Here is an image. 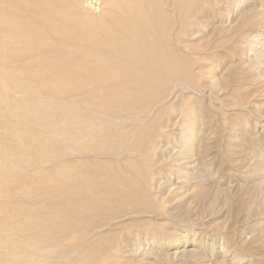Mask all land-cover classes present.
<instances>
[{"label": "rangeland", "instance_id": "obj_1", "mask_svg": "<svg viewBox=\"0 0 264 264\" xmlns=\"http://www.w3.org/2000/svg\"><path fill=\"white\" fill-rule=\"evenodd\" d=\"M36 1L0 0V264H264V0Z\"/></svg>", "mask_w": 264, "mask_h": 264}, {"label": "bare ground", "instance_id": "obj_2", "mask_svg": "<svg viewBox=\"0 0 264 264\" xmlns=\"http://www.w3.org/2000/svg\"><path fill=\"white\" fill-rule=\"evenodd\" d=\"M35 1H36V0H35ZM38 1H39V0H38ZM53 1H54V0H53ZM53 1H52V2H53ZM109 1L111 2V0H109ZM116 1H117V0H116ZM127 1H129V0H127ZM136 1H137V0H136ZM145 1H146V0H145ZM36 2H37V1H36ZM106 2H107V1H106ZM134 2H135V1H134ZM138 2H139V1H138ZM143 2H144V1H143ZM64 3H65V2H64ZM114 3H115V2H114ZM126 3H127V2H126ZM146 3H147V2H146ZM149 3H150V2H149ZM107 4H108V2H107ZM119 4H120V3H119ZM154 4H155V3H154ZM117 5H118V4H117ZM117 5H116V6H117ZM136 5H137V4H136ZM141 5H142V4H141ZM146 5H147V4H146ZM148 5H149V4H148ZM29 6H30V4H29ZM51 6H52V5H51ZM110 6H111V3H110ZM118 6H119V5H118ZM129 6H130V5H129ZM139 6H140V5H139ZM142 6H143V5H142ZM144 6H145V4H144ZM54 7H55V6H54ZM113 7H114V6H113ZM55 8H56V7H55ZM141 8H142V7H140V9H141ZM148 8H149V6H148ZM64 9H65V8H64ZM110 10H114V9H110ZM135 10H136V8H135ZM142 10H143V9H142ZM44 11H45V10H44ZM65 11L67 12V10H65ZM127 11H128V10H127ZM114 12H115V10H114ZM118 12H119V11H118ZM120 12H121V11H120ZM120 12H119V13H120ZM123 12H124V11H123ZM130 12H131V11H130ZM143 12H144V11H143ZM37 13H38V12H37ZM127 13H128V12H127ZM127 13H125V14H127ZM64 14H65V13H64ZM109 14H110V12H109ZM109 14H108V15H109ZM116 14H118V13L116 12ZM131 14H133V13H131ZM134 14H135V13H134ZM39 15H40V14H39ZM50 15H51V14H50ZM57 15H58V14H57ZM61 15H62V14H61ZM61 15H60V17H61ZM112 15H113V14H112ZM112 15H111V17H112ZM114 15H115V14H114ZM46 16H47V15H46ZM64 16H65V15H64ZM66 16H68V15L66 14ZM109 16H110V15H109ZM116 16H117V15H116ZM124 16H125V15H124ZM133 16H134V15H133ZM48 17H49V16H48ZM56 17H57V16H56ZM119 17H120V16H119ZM125 17H126V16H125ZM142 17H143V16L141 15V18H142ZM146 17H147V16H146ZM42 18H43V17H42ZM50 18H51V17H50ZM65 18H66V17H65ZM106 18H107V17H106ZM51 19H52V18H51ZM55 19H56V18H55ZM66 19H68V18H66ZM103 19H104V18H103ZM144 19H145V18H144ZM144 19H143V20H144ZM40 20H41V19H40ZM62 20H63V18H62ZM111 20H112V19H111ZM118 20H119V19H118ZM118 20H117V21H118ZM122 20H125V19H122ZM139 20H140V19H139ZM139 20H138V21H139ZM42 21H43V20H42ZM51 21H52V20H51ZM66 21H67V20H66ZM113 21H114V18H113ZM146 21H147V20H146ZM146 21H145V22H146ZM105 22H106V21H105ZM143 22H144V21H143ZM51 23H52V22H51ZM80 23H81V22H80ZM121 23H122V22H121ZM125 23H126V22H125ZM127 23H128V22H127ZM116 25H117V24H116ZM116 25H115V26H116ZM69 26H70V25H69ZM119 26H120V25H119ZM125 26H126V25H125ZM127 26H128V25H127ZM49 27H50V26H49ZM96 27H97V26H96ZM131 27H132V26H131ZM57 28H58V27H57ZM55 29H56V28H55ZM117 29H118V28H117ZM44 30H46V29H44ZM44 30H43V31H44ZM58 30H59V29H58ZM99 30H100V29H99ZM108 30H109V29H108ZM111 30H112V29H111ZM145 30H146V29H145ZM66 31H69V30H66ZM87 31H88V30H87ZM87 31H86V32H87ZM91 31H92V30H91ZM91 31L89 30V32H91ZM95 31H96V30H95ZM102 31H103V30H102ZM84 32H85V31H84ZM99 32H100V31H99ZM57 33H59V32H57ZM64 33H66V32H64ZM107 33H109V32H107ZM66 34H67V33H66ZM81 34H83V33H81ZM86 34H88V33H86ZM96 34H97V33H96ZM114 34H115V33H114ZM107 35H108V34H107ZM112 35H113V34H112ZM116 35H117V34H116ZM124 35H125V34H124ZM128 35H130V34H128ZM128 35H127V36H128ZM65 36H66V35H65ZM67 37H68V34H67ZM87 37H89V36H87ZM124 37H125V36H124ZM73 38L75 39V37H73ZM76 38H77V37H76ZM85 38H86V36H85ZM90 38H92V37H90ZM95 38H96V37H94V39H95ZM148 38H149V37H148ZM44 39H45V38H44ZM88 39H89V38H88ZM100 39H101V38H100ZM100 39H99V40H100ZM109 39H110V38H109ZM112 39H113V38H112ZM126 39H127V38H126ZM79 40H80V39H79ZM79 40H78V41H79ZM91 40H92V39H91ZM91 40H90V41H91ZM127 40H128V39H127ZM129 40H130V39H129ZM142 40H143V39H142ZM38 41H39V40H38ZM40 41H41V38H40ZM92 41H93V40H92ZM95 41H96V40H95ZM95 41H94V42H95ZM116 41H118V40L116 39ZM123 41H124V40H123ZM150 41H151V40H150ZM42 42L44 43V41H42ZM102 42H103V41H102ZM109 42H110V40H109ZM114 42H115V41H114ZM125 42H126V40H125ZM135 42H136V41H135ZM135 42H134V43H135ZM145 42H146V41H145ZM80 43H81V42H80ZM86 43H87V42H86ZM91 43H93V42H91ZM45 44H46V43H45ZM98 44H99V43H98ZM107 44H108V42H107ZM122 44H123V43H122ZM141 44H142V43H141ZM149 44H150V43H149ZM38 45H39V44H38ZM77 45H78V44H77ZM82 45H83V44H82ZM82 45H81V46H82ZM88 45H89V44H88ZM117 45H118V44H117ZM125 45H127V44H125ZM133 45H134V44H133ZM135 45H136V44H135ZM144 45H146V44H144ZM151 45H152V44H151ZM41 46H43V44H42ZM78 46H79V45H78ZM92 46H93V45H92ZM106 46H107V45H106ZM111 46H112V45H111ZM113 46H115V45H113ZM119 46H120V44H119ZM123 46H124V44H123ZM104 47H105V46H104ZM117 47H118V46H117ZM137 47H139V46H137ZM82 48H84V47L82 46ZM111 48H113V47H111ZM120 48H121V47H120ZM122 48H123V47H122ZM135 48H136V47H135ZM135 48H134V49H135ZM141 48H142V47H141ZM146 48H147V47H146ZM157 48H158V47H157ZM64 49H65V48H64ZM123 49L125 50V48H123ZM123 49H121V50L123 51ZM128 49H129V48H128ZM128 49H126V50H128ZM148 49H149V47H148ZM85 50H87V49L85 48ZM85 50H84V51H85ZM108 50H109V48H108ZM136 50H137V48H136ZM138 50H140V49H138ZM144 50L147 51V49H144ZM150 50H151V49H150ZM150 50H149V51H150ZM66 51H67V50H66ZM68 51H69V50H68ZM90 51H91V50H90ZM98 51H99V49H98ZM101 51H102V50H101ZM82 52H83V51H82ZM92 52H93V51H92ZM92 52H91V53H92ZM114 52H115V51H114ZM136 52L138 53V51H136ZM65 53H66V52H65ZM76 53H77V52H76ZM84 53H85V52H84ZM88 53H89V52H88ZM109 53H110V52H109ZM121 53H122V52H121ZM124 53H125V56H126V52H124ZM131 53H132V52H131ZM97 54H98V53H97ZM102 54H103V53H102ZM135 54H136V53H135ZM154 54H155V53H154ZM156 54H157V53H156ZM73 55H74V54H73ZM73 55H72V56H73ZM81 55H83V54L81 53ZM99 55H100V54H99ZM140 55H141V54H140ZM74 56H75V55H74ZM85 56H87V55H85ZM90 56H91V55H90ZM138 56H139V53H138ZM145 56H146V55H145ZM145 56H143V57H145ZM155 56H156V55H155ZM162 56H163V55H162ZM69 57H70V56H69ZM87 57H88V56H87ZM91 57H92V56H91ZM105 57H107V56H105ZM130 57H131V56H130ZM134 57H135V56H134ZM140 57H141V56H140ZM157 57H158V56H157ZM157 57H156V58H157ZM84 58H85V57H84ZM99 58H100V57H99ZM108 58H109V57H108ZM135 58H136V57H135ZM135 58H133V59L135 60ZM146 58H147V57H146ZM154 58H155V57H154ZM89 59H90V58L88 57V60H89ZM152 59H153V58H152ZM82 60H84V59L82 58ZM100 60H101V59H100ZM121 60H122V59H121ZM121 60H120V61H121ZM123 60H124V59H123ZM138 60H139V59H138ZM140 60H141V59H140ZM144 60H145V59H144ZM153 60H155V59H153ZM101 61H102V60H101ZM107 61H109V60H107ZM107 61H106V62H107ZM150 61H151V60H150ZM159 61H160V59H159ZM159 61H158V63H159ZM165 61H166V60H165ZM87 62H88V61H87ZM90 62H91V61H90ZM106 62H105V63H106ZM135 62H136V61H135ZM155 62H157V60H156ZM83 63H84V61H83ZM92 63L94 64V62H92ZM92 63H91V64H92ZM101 63H103V61H102ZM112 63H113V62H112ZM141 63H143V61H142ZM56 64H57V63H56ZM80 64H82V62H81ZM84 64H86V63H84ZM132 64H133V63H132ZM132 64H131V65H132ZM139 64H140V62H139ZM75 65H76V64H75ZM118 65H119V64H118ZM123 65H124V64H123ZM77 66H78V65H77ZM91 66H92V65H91ZM93 66H94V65H93ZM57 67H58V66H57ZM80 67H81V66H80ZM85 67H86V66H85ZM132 67H133V66H132ZM150 67H151V66H150ZM150 67H149V68H150ZM159 67H160V66H159ZM89 68H90V67H89ZM104 68H105V66H104ZM122 68H123V67H122ZM134 68H135V67H134ZM80 69H81V68H80ZM98 69H99V68H98ZM102 69H103V68H102ZM102 69H101V70H102ZM165 69H167V68H165ZM168 69H169V68H168ZM71 70H72V69H71ZM77 70H78V69H77ZM106 70H107V69H106ZM132 70H133V69H132ZM139 70H140V69H139ZM128 71H129V70H127V72H128ZM96 72H97V71H96ZM84 73H85V71H84ZM87 73H88V72H86V74H87ZM93 73H94V71H93ZM106 73H107V72H106ZM156 73H157V72H156ZM89 74H91V73H89ZM114 74H115V73H114ZM150 74H151V73H150ZM157 74H158V73H157ZM157 74H156V75H157ZM164 74H165V72H164ZM166 74H167V71H166ZM109 75H110V74H109ZM146 75H147V74H146ZM146 75H145V76H146ZM133 76H134V75H133ZM151 76H152V75H151ZM143 77H144V76H143ZM155 77H156V76H155ZM108 78H109V77H108ZM156 78H157V77H156ZM181 78H182V77H181ZM80 81H81V80H80ZM90 81H91V80H90ZM97 81H98V80H97ZM85 83H86V82H85ZM77 85H78V84H77ZM72 87H73V86H72ZM79 87H80V86H79ZM97 90H98V89H97ZM95 91H96V90H95ZM92 95H93V94H92ZM116 95H117V94H116ZM138 102H139V101H138ZM100 110H101V109H100ZM186 115H187V114H186ZM186 119H187V118H186Z\"/></svg>", "mask_w": 264, "mask_h": 264}]
</instances>
